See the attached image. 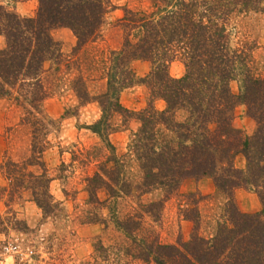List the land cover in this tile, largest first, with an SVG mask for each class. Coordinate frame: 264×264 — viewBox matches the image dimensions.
Listing matches in <instances>:
<instances>
[{"label": "trees", "instance_id": "trees-1", "mask_svg": "<svg viewBox=\"0 0 264 264\" xmlns=\"http://www.w3.org/2000/svg\"><path fill=\"white\" fill-rule=\"evenodd\" d=\"M151 1V11L126 8L119 19L125 30L123 42L110 51L107 89L97 97L103 112L88 128L111 148L106 112L132 114L140 123L127 146V155H134L141 171V180L134 187L143 193L158 186L176 189L185 179L210 177L227 199L226 219L218 222L211 235L204 236L198 232L197 209H190L186 218L193 221L194 228L188 239L176 243L137 239L141 213L121 220L113 209L112 221L131 240L126 251L146 264H264V74L252 72L250 54L242 47L228 49L224 19L231 11L229 5L219 3V13L212 11L211 5L207 18L196 19L193 2L177 0L173 3L176 8L163 13V3L170 1ZM230 4L238 11L264 13V0H231ZM112 6L110 0H37L34 14L23 16L0 3V35L4 37L0 48V97H13L33 131L29 157L24 161L6 158L0 163L4 178L0 192H6L9 201L16 192L27 189L46 216L55 208L49 193L51 178L43 160L45 145L37 137L44 127L38 115H43V102L49 95L45 73L54 60L58 72L57 64L61 62L60 43L52 30L68 28L76 38V48L82 47L99 36ZM177 46L183 50L180 58L184 73L173 77L166 64L176 53L168 54L173 57L163 63L157 57L160 52H177ZM134 59L147 60L155 67L143 77H136L131 67ZM237 68L242 70V84L235 95L229 82ZM74 81L77 91L83 79ZM136 81L147 85L152 98L164 100V108L158 110L151 102L141 111L122 106L118 100L120 90ZM239 101L255 122L250 135L232 124ZM177 109L187 112L184 120L175 119ZM239 155L245 160L242 168L235 164ZM126 157L111 153L86 177L89 202L98 200L99 191L109 198L119 196L127 183L122 173ZM108 162L113 167H106ZM32 166L37 169L29 168ZM236 189L255 192L260 209L242 211L234 199ZM153 204L139 201L145 212H151Z\"/></svg>", "mask_w": 264, "mask_h": 264}, {"label": "rangeland", "instance_id": "rangeland-1", "mask_svg": "<svg viewBox=\"0 0 264 264\" xmlns=\"http://www.w3.org/2000/svg\"><path fill=\"white\" fill-rule=\"evenodd\" d=\"M110 1L113 6L105 16L99 36L82 47L76 48V38L69 29L57 27L53 30L60 43L61 62L57 64L58 72L54 70V60L45 73L49 95L43 102V115H38L44 123L40 133L44 132V137L36 135L45 145L44 166L51 178L49 193L56 205L46 216L29 190L16 192L10 201L6 192H0V264H146L126 251L131 240L119 230L115 220L112 221L113 209L121 220L141 213L138 217L140 229L135 231L137 239L156 238L161 243H176L178 239L190 237L194 228L193 221L186 218L190 209H197L198 232L204 236L211 235L218 222L226 219L224 204L227 199L216 190L210 177L185 179L176 189L158 186L143 193L134 187L141 180V171L134 155H127V146L140 123L132 114L106 112L111 128L107 141L111 148L103 137L88 128L103 112L97 97L107 89L110 51L123 42L125 30L120 17L126 8L148 11L153 8L151 0ZM169 1L163 3V13L176 8L173 3L177 0ZM185 1L194 3L196 19L207 18L211 5L215 13H219V3L229 5L231 11L224 19L228 49L243 48L250 54L252 72L264 74V13L238 11L236 5L230 4L231 0ZM0 3L23 16L33 15L37 6V0H0ZM176 50L165 51L162 55L160 52L157 58L163 63L176 53L166 64L167 72L180 77L184 73L180 58L183 50L178 46ZM131 67L136 77H143L155 66L147 60L134 59ZM240 73L242 70L237 68L235 77L229 82L235 95L241 91ZM78 77L83 81H79L81 85L75 91L77 81L74 79ZM118 100L129 111H141L150 102L158 110L165 105L164 100L151 97L147 85L137 81L122 88ZM22 110L12 96L0 97V163L6 158L24 161L31 154L33 131L27 118H23ZM174 115L177 121H182L187 112L177 109ZM232 124L244 135H250L255 128L254 120L247 115L246 105L241 101L235 104ZM111 153L119 158L127 156L122 173L128 184L118 197L109 198L104 191H99L98 200L89 202L86 177L91 176ZM235 164L244 167V157H236ZM106 167H113V164L108 162ZM3 183L0 168V185ZM233 195L242 211L254 212L261 207L255 192L236 189ZM139 201L143 205L153 202L151 212L143 211ZM7 243L17 248L4 252L2 246Z\"/></svg>", "mask_w": 264, "mask_h": 264}, {"label": "built area", "instance_id": "built-area-1", "mask_svg": "<svg viewBox=\"0 0 264 264\" xmlns=\"http://www.w3.org/2000/svg\"><path fill=\"white\" fill-rule=\"evenodd\" d=\"M4 252H9L17 248V246L13 243H7L2 246Z\"/></svg>", "mask_w": 264, "mask_h": 264}, {"label": "crops", "instance_id": "crops-1", "mask_svg": "<svg viewBox=\"0 0 264 264\" xmlns=\"http://www.w3.org/2000/svg\"><path fill=\"white\" fill-rule=\"evenodd\" d=\"M62 28H64V27H62ZM55 29V28H54ZM53 29V30H54ZM66 29H68V28H66ZM53 30H52V34H53ZM54 36V35H53ZM0 38H3V40L2 39H0V48H2L3 46H4V37H2V35H0ZM55 38V37H54ZM56 39V38H55ZM57 40V39H56ZM58 41V40H57Z\"/></svg>", "mask_w": 264, "mask_h": 264}]
</instances>
